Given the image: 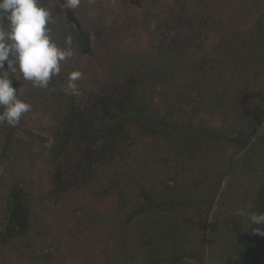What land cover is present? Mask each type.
Wrapping results in <instances>:
<instances>
[{
	"label": "trees",
	"instance_id": "obj_1",
	"mask_svg": "<svg viewBox=\"0 0 264 264\" xmlns=\"http://www.w3.org/2000/svg\"><path fill=\"white\" fill-rule=\"evenodd\" d=\"M40 3L74 55L47 89L14 82L32 107L0 125V159L37 114L50 142L39 177L5 163L0 264H60L59 238L77 222L109 235V264H264V231L240 214L264 212V0ZM96 30L91 52L81 31ZM142 36L145 51L121 48ZM73 70L78 96L65 91Z\"/></svg>",
	"mask_w": 264,
	"mask_h": 264
},
{
	"label": "clouds",
	"instance_id": "obj_2",
	"mask_svg": "<svg viewBox=\"0 0 264 264\" xmlns=\"http://www.w3.org/2000/svg\"><path fill=\"white\" fill-rule=\"evenodd\" d=\"M68 10L81 6V0H62ZM52 12L40 0H0V125L15 126L31 111V104L17 95L14 82L20 78L33 87L47 89L61 65L74 55L72 37L65 36L60 46L51 35ZM19 73V75H17ZM80 70L67 74L65 91L80 95L77 81ZM257 232L264 231V212L241 210Z\"/></svg>",
	"mask_w": 264,
	"mask_h": 264
},
{
	"label": "rangeland",
	"instance_id": "obj_3",
	"mask_svg": "<svg viewBox=\"0 0 264 264\" xmlns=\"http://www.w3.org/2000/svg\"><path fill=\"white\" fill-rule=\"evenodd\" d=\"M110 18L106 21H102V24L99 28L101 31H110L111 30ZM119 32V31H117ZM82 39L84 43V49H90L93 52L95 49L100 50V42L95 45L94 40L98 39V31H93L90 34H85L81 31ZM102 35L101 33H99ZM120 37H124L121 32H119ZM108 40L111 43H114V39ZM147 36L145 37H135L134 39L126 40V44L121 45V48L128 53L135 51H145ZM124 42V43H125ZM93 55L96 59V62L100 65L104 64V58L98 56V51ZM105 50V49H104ZM142 53V52H141ZM36 118L30 123L23 125V129L15 128L14 134L20 139L18 148L13 149L11 152L7 153V159L5 160L6 164H9V161L17 166L16 171L28 172L30 174H35L39 177L41 174L40 165L42 164L41 159L44 156V151L48 143L50 142V136L47 132V125L50 124V117L48 114L42 115L37 114ZM19 126V125H18ZM17 127V126H16ZM30 133H29V132ZM17 141V140H15ZM10 159V160H9ZM0 159V178H5L7 173L5 171L6 164ZM4 173V176L2 175ZM73 199H71L76 204L79 203L80 193H74ZM70 201V203L72 202ZM49 217L53 218V211L49 213ZM61 227V220L55 222L53 226ZM99 226V223H96L95 233L83 235L81 230L82 225L80 223H75L73 226L72 233L76 235L75 238L72 236L65 235L59 238V249L57 250V260L60 264L76 263L80 264H109L108 257H105V252L109 249V235L104 231L96 228ZM58 227H55L57 231ZM103 228H108V225L103 226ZM67 234V233H66Z\"/></svg>",
	"mask_w": 264,
	"mask_h": 264
}]
</instances>
